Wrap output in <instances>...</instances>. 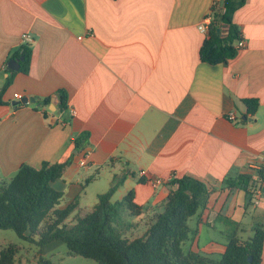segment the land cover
Listing matches in <instances>:
<instances>
[{"label":"crops","instance_id":"crops-1","mask_svg":"<svg viewBox=\"0 0 264 264\" xmlns=\"http://www.w3.org/2000/svg\"><path fill=\"white\" fill-rule=\"evenodd\" d=\"M216 3L222 0H0V89L23 36L34 38L29 70L15 75L0 106L1 182L22 164L71 162L52 187L64 194L60 209L78 202L72 221L116 176L127 177L113 202L133 190L148 213L163 211L172 179L193 177L213 193L190 220L189 251L213 259L235 229L227 220L240 236L264 223V188L253 206L262 213L248 222L246 193L222 185L264 163V0H246L234 16L245 47L210 65L200 59L208 34L199 26ZM59 91L68 94L67 108L51 112L43 101ZM15 94L37 102L14 109ZM245 100L258 101L257 112ZM206 226L224 238L202 247Z\"/></svg>","mask_w":264,"mask_h":264},{"label":"trees","instance_id":"trees-1","mask_svg":"<svg viewBox=\"0 0 264 264\" xmlns=\"http://www.w3.org/2000/svg\"><path fill=\"white\" fill-rule=\"evenodd\" d=\"M245 3L246 0H222L221 4L214 5L208 38L200 49L202 62L218 65L235 59L242 33L234 23V16ZM22 55L25 60L18 71L5 68L10 76L0 89V106L6 105L3 96L15 75L27 74L29 70L30 45L23 44L12 58ZM58 96L59 108H67L68 94L59 91ZM51 102L52 97H47L42 105L49 106ZM245 103L251 113L257 112L258 101L245 100ZM88 138V132L82 133L75 140L76 148L81 150ZM70 164L69 161L43 162L39 169L22 164L17 174L0 188V230L15 231L23 240L39 245L41 251L65 244L71 255L98 264H262L264 223L253 225V237L248 239L236 233L237 223L227 220L235 229L228 234V244L220 259L183 250L182 246L195 232L189 226L190 220L206 207L213 193V189L193 177L172 179L170 185L175 190L170 192L163 211L148 213L136 204L133 190L124 199L113 202L127 177L116 176L109 191L98 196L91 211L79 213L70 221L79 208L78 202L60 209L64 194L52 187ZM222 185L226 190L244 191L245 209L249 210L254 206L257 193L263 192L264 163L250 172L224 179ZM136 219L139 221L135 222ZM18 251L14 245L5 248L0 252V264H15ZM38 264L55 263L41 255Z\"/></svg>","mask_w":264,"mask_h":264},{"label":"rangeland","instance_id":"rangeland-1","mask_svg":"<svg viewBox=\"0 0 264 264\" xmlns=\"http://www.w3.org/2000/svg\"><path fill=\"white\" fill-rule=\"evenodd\" d=\"M2 183L3 182H1L0 180V188ZM93 188L94 187L89 189L88 195L85 198L86 201H93L95 197V190ZM260 211V209L254 210L253 207H251L249 209V215H247V218L249 219L248 222H252V215L254 214V212L258 214ZM194 218H196V216H194L193 219ZM260 219L261 218L259 217L255 220L256 222H259ZM208 231L210 234H208ZM243 235L241 234L242 237L249 239L253 237V232H245ZM212 238H216V240L221 241L224 237L223 235H220V233L214 231L212 228H209L207 226L204 227V233L201 235V246H205L210 240H212ZM191 239L192 234L190 235V240ZM190 240L187 241L184 246H182L183 250L186 252L189 251V247L192 244ZM11 245L19 248V251L16 255L15 264H38L41 255H44L45 258L50 259L55 264H98L97 262L89 260L88 258H84L78 255H71L65 244L61 243L51 247L50 249L41 251L39 245L34 242L23 240L15 231L0 230V252Z\"/></svg>","mask_w":264,"mask_h":264},{"label":"built area","instance_id":"built-area-1","mask_svg":"<svg viewBox=\"0 0 264 264\" xmlns=\"http://www.w3.org/2000/svg\"><path fill=\"white\" fill-rule=\"evenodd\" d=\"M212 20H213V13H211V15L209 16V17H207L205 20H203V22L200 24V26H199V29L202 31V32H204V33H209V29H210V26H211V24H212ZM23 44H26V45H31L32 43H33V37L31 36V35H27V34H25L24 36H23ZM245 40H244V38L242 37V40H240L239 42H238V44L236 45V48H237V50L238 51H240V50H242L244 47H245ZM14 97H15V99H17L18 101H20V100H22L23 99V95H21V94H15L14 95ZM73 115H76L75 114V112H73ZM229 119L230 120H234L235 119V117H234V115L233 114H230V116H229ZM81 165L83 166V167H85V166H87L86 165V163H85V161H82L81 162ZM145 174H146V172H142L141 173V175L142 176H145ZM153 182V185L154 186H157V185H160L161 184V180H159V179H156V180H153L152 181ZM261 195H262V193H261V191H259L258 193H257V196H256V202H255V205H257L259 202H260V200H261Z\"/></svg>","mask_w":264,"mask_h":264},{"label":"water","instance_id":"water-1","mask_svg":"<svg viewBox=\"0 0 264 264\" xmlns=\"http://www.w3.org/2000/svg\"><path fill=\"white\" fill-rule=\"evenodd\" d=\"M218 33H220V29H218ZM25 60V57L22 55L21 57L19 58H15V59H12L11 61L8 62V65H7V68L9 70H12V71H18L21 67V62ZM37 102V99L36 98H23L22 100L20 101H15L13 102V108L16 109L18 106L22 105V104H30V103H36ZM61 106V102H60V98L58 95H54L52 96V102H51V106L49 107V110L51 112H56L57 108H59ZM244 120L247 119L246 116L243 117ZM51 123L54 124L55 123V119H52L51 120ZM250 262L252 261V258L249 259Z\"/></svg>","mask_w":264,"mask_h":264}]
</instances>
